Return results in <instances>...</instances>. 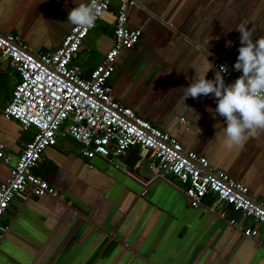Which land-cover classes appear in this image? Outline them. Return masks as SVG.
<instances>
[{"label": "crops", "instance_id": "0c3cea01", "mask_svg": "<svg viewBox=\"0 0 264 264\" xmlns=\"http://www.w3.org/2000/svg\"><path fill=\"white\" fill-rule=\"evenodd\" d=\"M75 6L72 0H0V32L19 34L33 50H56L75 26L67 21ZM115 20L106 11L75 57L85 76L113 47ZM241 21L253 40L264 36V0H137L128 23L142 28V36L118 57L110 83L121 103L264 201V129L228 146L224 118L208 110L215 109L216 98L188 96L186 105L182 99L193 80L205 73L214 79L215 56L234 65ZM19 81V72L0 61V143L11 158L0 162V185L35 132L4 114ZM80 147L68 136L45 150L34 172L62 198L18 197L10 204L1 219L10 228L0 242V264H264L263 232L246 237L205 207L191 206L167 181L152 179L146 150L87 159Z\"/></svg>", "mask_w": 264, "mask_h": 264}, {"label": "built area", "instance_id": "2783aa9c", "mask_svg": "<svg viewBox=\"0 0 264 264\" xmlns=\"http://www.w3.org/2000/svg\"><path fill=\"white\" fill-rule=\"evenodd\" d=\"M115 1L118 5L113 10ZM136 4L137 0H95V26L106 11L116 16L115 42L89 76L84 75L75 57L95 26L75 25L53 51L33 50L19 34L0 33V61H8L20 75L4 114L17 119L25 129H35L32 141L11 166L10 177L0 185V242L10 228L1 223L2 216L16 198H62L34 168L48 147L68 136L80 144V153L87 159L101 156L114 160L126 156L133 147L146 150L152 179L167 181L191 206L205 207L246 237L264 233V201L254 197L249 186L213 167L205 155L186 150L177 137L114 96L110 79L117 59L124 50L135 48L142 36V28L133 29L128 23L130 9ZM214 59L219 69L226 66L224 78L241 75L220 56ZM10 160L6 145L0 143V162L8 164Z\"/></svg>", "mask_w": 264, "mask_h": 264}, {"label": "clouds", "instance_id": "9594fccd", "mask_svg": "<svg viewBox=\"0 0 264 264\" xmlns=\"http://www.w3.org/2000/svg\"><path fill=\"white\" fill-rule=\"evenodd\" d=\"M68 2L65 0V5ZM72 2L76 6L68 11L67 21L72 25L94 27L97 19L95 0L89 4H78L76 0ZM246 23L241 21L236 24V30L240 32V46L233 67L241 75L226 84L222 73L227 69L222 65L214 79H207L205 73L184 88L182 95L183 102L188 96L196 98L211 94L216 98L215 109L209 106L208 110L213 116L218 114L224 118L228 146L242 144L249 134L255 135L257 129H264V36L253 40V31ZM231 43L226 41L228 45Z\"/></svg>", "mask_w": 264, "mask_h": 264}, {"label": "water", "instance_id": "95a60500", "mask_svg": "<svg viewBox=\"0 0 264 264\" xmlns=\"http://www.w3.org/2000/svg\"><path fill=\"white\" fill-rule=\"evenodd\" d=\"M0 33H2V32H0Z\"/></svg>", "mask_w": 264, "mask_h": 264}]
</instances>
